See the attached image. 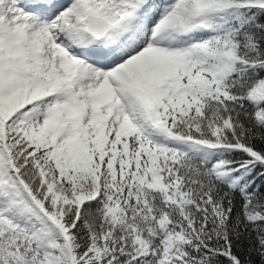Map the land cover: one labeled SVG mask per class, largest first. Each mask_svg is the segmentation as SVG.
I'll list each match as a JSON object with an SVG mask.
<instances>
[{
  "label": "snow or ice",
  "instance_id": "obj_1",
  "mask_svg": "<svg viewBox=\"0 0 264 264\" xmlns=\"http://www.w3.org/2000/svg\"><path fill=\"white\" fill-rule=\"evenodd\" d=\"M0 264H264V0H0Z\"/></svg>",
  "mask_w": 264,
  "mask_h": 264
}]
</instances>
